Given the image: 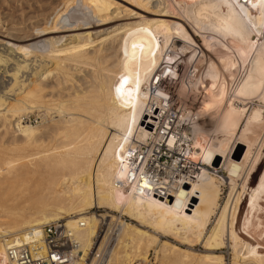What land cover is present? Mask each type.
I'll return each mask as SVG.
<instances>
[{
    "label": "bare ground",
    "instance_id": "6f19581e",
    "mask_svg": "<svg viewBox=\"0 0 264 264\" xmlns=\"http://www.w3.org/2000/svg\"><path fill=\"white\" fill-rule=\"evenodd\" d=\"M175 2L183 4V13L196 29L208 32L215 40L232 39L241 46L238 56L226 51L219 60L230 76L237 73L235 99L222 106L220 124L214 131L196 135L192 145L183 131L180 136L177 132V136L173 132L169 135V128L160 123L162 112L153 117L158 120L157 132L142 126L147 115L154 116L156 105L167 111L169 100L156 86L162 75L158 70L169 47L187 48L183 41L173 40V34L183 28L181 24L171 28L165 21L140 18L114 27L96 44L77 35L74 44H63L64 37L46 36L51 29L40 25L29 35L15 37L19 43L11 45L23 60L12 68L13 82L6 91L12 92L15 87L19 91L9 99L0 95V126L4 135L10 133L8 143L14 147L10 151L19 153L28 168H20L23 171L11 177L1 176L0 181L38 174L42 185L31 197H22L28 190L22 187L23 193L0 203V264H9L6 237L13 236L21 243L39 240L42 227L60 219L75 242L76 257L69 264H94V256L87 263L85 255L92 237L101 236L104 218L113 230L111 239L105 232L100 241L104 245L111 240L104 264H148L151 248L156 254L154 264H264V177L243 206L264 150V139L252 152L255 141L245 137L252 127L261 128L263 114L254 107L247 116L244 104L256 97L264 101V0ZM60 4L53 10L52 20L57 22L93 18V13L106 11L109 5L106 0H61ZM183 33L187 34L185 29ZM31 58L39 61L32 76L27 82L19 80L18 74L28 67ZM5 62L0 55V63ZM48 63L51 69L46 67ZM86 67L92 68L88 74L91 80L76 79L74 71ZM221 71L210 61L205 76L216 83L220 77L225 79ZM45 72L53 75V82L39 78ZM68 83L62 93L59 86ZM215 97L209 96V100ZM34 111L40 122L47 123L32 125L29 117ZM242 121L244 142L239 140L241 133L235 137ZM165 133L169 148L179 154L185 148V158L176 157L172 165L157 168L151 155ZM234 138L233 149L242 147L240 160L230 156ZM46 142L52 147L37 153L29 150L46 147ZM6 158L9 163L14 161L8 154ZM216 158L226 176L218 173ZM186 159L202 165L191 168ZM235 166L238 171L232 175ZM223 184H227L228 194L219 205ZM93 208H105L116 215L97 216L89 212ZM213 215L215 219L207 228ZM123 216L135 223L123 221ZM169 237L186 248L161 240ZM196 245H201L203 252H195ZM226 245L232 253L230 263L218 253Z\"/></svg>",
    "mask_w": 264,
    "mask_h": 264
},
{
    "label": "rangeland",
    "instance_id": "374dc122",
    "mask_svg": "<svg viewBox=\"0 0 264 264\" xmlns=\"http://www.w3.org/2000/svg\"><path fill=\"white\" fill-rule=\"evenodd\" d=\"M106 1L109 5L111 4V6L108 5L109 9L107 8L106 11L96 13L97 15L93 13L92 15L93 18H84V19L66 18L64 21L62 19L60 20L58 19L57 22V20L55 19L52 20V16L56 11V7L58 8L61 7L60 4L61 0H40V1L39 0H0V55L2 59L6 60L5 63H0V95H4L3 97L9 99V98H13L19 91L17 87H15L14 91L12 92L6 91L7 88L10 86V84L13 82V78L10 74L12 68L17 65V62L23 60L22 56L18 52H16L14 50V47L11 45V44L19 43V40L15 39L16 36H26L28 32H33L34 28H37V26L38 28L49 27L51 31L47 32V34L45 35L50 37H58V36L64 37L62 38L63 42H61L63 44H67V45L74 44L75 42L74 37H76V35L84 38L87 37L88 40L94 41V44H96L99 41L97 39H100L108 35L109 31L112 32L116 27L124 24L125 22L133 21L140 18L149 19V20L155 19L156 21H165L171 28L178 26L177 24H181L183 28L181 29L178 28L179 33L173 34V40L179 39L183 41V45H185L187 48L185 50L184 49L179 50L169 47L167 53L164 55L163 59L161 60V65L159 68L160 70H158V73L162 75L156 86L160 88L163 94L166 95V99L169 100L168 107H165L167 111L164 113L160 109L159 105H156L155 106V108H157L156 113L154 114V116L152 115L151 118H148L147 115L143 120L142 126L146 127V129L149 132L150 130L152 132L156 130L157 132L158 129L156 127V123L158 122V120L157 118L154 119L153 117L158 116L160 112H162V117L160 118L161 126L164 128L167 125L168 128L170 129L172 128V131H176L177 133H179L178 135H182L181 132L183 131L186 134L189 145L193 144L196 135L204 136L206 134H211L214 131V129L220 124L222 106L226 103L228 104V102L231 99H235L233 89L235 87L236 78H238L237 73L234 72L230 76L228 72L222 69L219 60L221 57H224V53L226 51L228 53L233 51L235 56H238L239 52L241 53L240 44H238L232 39L215 40L214 38L209 36L208 32H205L204 30L196 29V27L190 24L189 19L183 13L181 7L183 6V4H181L180 2H178L179 3L178 4L177 2H175V0H106ZM78 3L79 1H77V4ZM70 8L71 6H69V9ZM111 16L114 18H112ZM89 19H93V20L89 21ZM104 19L105 21H103ZM17 29H21V30L19 31ZM184 29L187 32V34L183 33ZM188 34H190V36ZM188 36L193 40V42L188 38ZM160 38L162 39V37ZM96 40L97 42H95ZM253 40H256V37H254ZM223 43L229 48L225 49ZM113 46L115 47V50H117L118 46L116 45V43ZM111 52L112 50L105 52V54L108 55ZM190 55L193 56L192 60L188 59ZM33 60L34 58H31L27 61L29 65L24 71L18 74L19 80H26L27 82L28 79L32 76V72L35 70V66H37L39 62V61L34 62ZM210 61L217 63V65L221 68V70H223L221 71V73H223L225 77L224 79L225 81L223 80L222 77H220L221 79H218L216 83H213L205 76V71L207 70V66L209 65ZM46 67L48 69L52 68L50 63H48ZM168 68H170V72L166 73ZM163 69H165V72L161 73ZM90 72H92V68L86 67V68H81L78 71L75 70L74 74L76 75L75 76L76 79L85 78V80L90 81L91 78L88 77V74H90ZM39 78H41L45 83H50L54 81L53 75H50L47 72L43 73ZM69 85H70L69 83L66 85H60L59 90H61L62 93H64L66 91L64 90L65 87ZM212 95L216 96L214 101L209 100V96ZM206 98L208 99L206 100ZM164 103L165 101L162 102V104ZM244 104L246 107L247 116L250 113V111L255 107L261 110L264 117L263 100L258 99L256 97L253 98L252 100L244 101ZM41 112L46 113V109L42 110ZM49 113L52 114L53 111ZM38 117L39 116H37V111L32 112L29 117L30 123L32 125H43L47 123L46 121L40 122V117L39 118ZM243 127H244V121H242V123L239 125L238 129L236 130L235 137L238 138L239 134L241 133L239 140L243 142L247 140L255 141V144L252 147V152H255L261 139H264V120H263V125H261V128L258 126L257 127L255 126L256 128L252 127L251 132L245 135L247 140H245L246 138L243 137L242 135L243 132L241 130L243 129ZM8 137L10 138V133L4 135V127L0 126V173H1L0 177L1 176L11 177L10 175H12V173H15L17 171H23L21 169L28 168V164L26 160L21 159L19 153L10 151V149L14 147L13 145H10L8 143V139H9ZM236 138H234L231 141L229 146L230 150L233 149L234 143L236 142ZM149 143L150 141H148V144ZM45 144L46 147L40 149L31 148L29 150L31 151V153L32 152L37 153L39 151H43V149L45 150L47 148L52 147V143L46 142ZM241 148L242 147L239 146L238 149L237 148L233 149L230 156L240 160L241 155L237 157V154L241 150ZM6 154H8L9 157H14V161L12 163H9L10 159L6 158ZM37 156L38 154L35 156L32 155L31 157H37ZM174 156L175 155L167 158L165 162L166 166L170 164L172 165V163L176 160L174 159L172 161V159L175 158ZM11 159L13 160V158ZM186 162L188 164L187 166L191 168L194 167V169L200 166L199 163L194 164V163H189L188 161ZM219 166L220 163L218 164L217 167ZM217 170L220 175L226 176V172L223 166L219 167ZM236 171H238V167L235 166L233 167L230 173L232 175H236ZM263 174H264V150H263V156L260 159L253 173V179L251 181V185L247 192V195L244 199L243 206H245L246 199L249 197V195L257 188L259 181L264 177ZM29 176H27L29 178L26 177V179L17 178V180L14 179L12 181L10 180L0 181V199L2 200L0 201V203L4 202L6 198L14 197L18 193H19L18 195H20V193L23 190L25 191L26 187L28 190L23 194L22 197H31L35 195L39 191V186L42 185V179H41L42 177L39 176L38 174L32 176L29 175ZM262 180H264V178ZM19 182L22 184H18ZM237 182L240 183L239 180ZM22 187H24V189ZM186 187L187 185H184V188ZM9 193L11 195H9ZM227 194H228V186L227 184L226 185L223 184L221 186L220 196L218 200L219 205H221L224 202V200L227 197ZM17 202L19 203V201ZM89 212L97 216H105L106 214L116 215L115 212L112 213L105 208H93L89 210ZM121 219L127 223H131V224L135 223L134 221L130 220L127 216H123ZM214 219H215V215L211 217L207 228H209L212 225ZM106 220L108 221V218H104L101 223L102 224L101 228H103V230L100 233L101 236L98 235L93 236L91 243L87 247L88 251L86 252L85 255V258L87 259V263L90 261V258L92 261L93 256L95 258L93 260L94 264H104L106 262V261L103 262V259L108 254L111 240L106 244H104L105 246L103 244L100 245V241L102 240V235L105 232H108L111 239L112 234L110 233L113 232L112 228L110 227L108 228L106 224ZM60 221H62L65 224V221L63 219H60ZM16 240L20 242V239H16ZM161 240L167 241L169 243L177 244L181 248H186L185 245L175 242L170 237L161 238ZM98 247L100 248L99 251L96 250ZM228 247L229 246L226 245L223 249L219 250L218 252L224 256L226 263H230L232 257L231 249ZM193 248H194L193 250L197 253L203 252L201 245H196ZM147 254H148L147 258L149 260L148 264H154L156 254L154 253L153 249L151 248Z\"/></svg>",
    "mask_w": 264,
    "mask_h": 264
},
{
    "label": "built area",
    "instance_id": "2783aa9c",
    "mask_svg": "<svg viewBox=\"0 0 264 264\" xmlns=\"http://www.w3.org/2000/svg\"><path fill=\"white\" fill-rule=\"evenodd\" d=\"M167 130L170 131L169 135L172 134L171 132L176 135V131H172V128ZM166 135L167 133L156 145L151 155V159L157 168L166 166L167 158L173 155L175 158H182V160L185 158V148L181 154L169 148L165 141ZM143 150H146V147ZM199 164L202 165L201 162ZM4 243L9 264H69L76 257L73 234L64 226L62 221L45 224L42 227V236L39 240L21 243L13 236H8Z\"/></svg>",
    "mask_w": 264,
    "mask_h": 264
},
{
    "label": "water",
    "instance_id": "95a60500",
    "mask_svg": "<svg viewBox=\"0 0 264 264\" xmlns=\"http://www.w3.org/2000/svg\"><path fill=\"white\" fill-rule=\"evenodd\" d=\"M242 154V149L238 152L237 157H239ZM215 165L219 164V158H216V161L214 162Z\"/></svg>",
    "mask_w": 264,
    "mask_h": 264
},
{
    "label": "snow or ice",
    "instance_id": "6c2138e0",
    "mask_svg": "<svg viewBox=\"0 0 264 264\" xmlns=\"http://www.w3.org/2000/svg\"><path fill=\"white\" fill-rule=\"evenodd\" d=\"M116 91H117V93L119 94V93H120V87H117V88H116Z\"/></svg>",
    "mask_w": 264,
    "mask_h": 264
}]
</instances>
